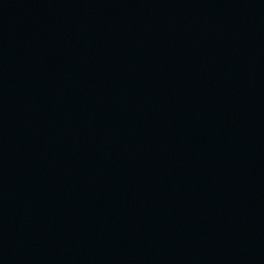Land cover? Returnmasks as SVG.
Segmentation results:
<instances>
[{
    "label": "water",
    "instance_id": "obj_1",
    "mask_svg": "<svg viewBox=\"0 0 264 264\" xmlns=\"http://www.w3.org/2000/svg\"><path fill=\"white\" fill-rule=\"evenodd\" d=\"M0 264H264V0H0Z\"/></svg>",
    "mask_w": 264,
    "mask_h": 264
}]
</instances>
